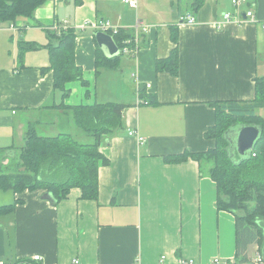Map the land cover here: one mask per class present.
<instances>
[{
    "label": "crops",
    "instance_id": "1",
    "mask_svg": "<svg viewBox=\"0 0 264 264\" xmlns=\"http://www.w3.org/2000/svg\"><path fill=\"white\" fill-rule=\"evenodd\" d=\"M191 1L136 0L131 7L122 0H47L31 17L0 22V173L17 164L27 127L42 136L68 132L90 139L68 107L125 105L123 127L99 145L108 162L98 168L97 199H82L76 187L60 201L44 189L0 188V206L14 205L0 213V264L234 262L235 219L217 208L208 165L190 157L177 163L166 159L214 146L205 136L215 122L214 102L253 99L255 78L264 75V0H247L238 13L232 0H204L194 14L198 24H179ZM249 9L256 22L213 27L223 13L245 19ZM99 21L132 33L133 40L137 36L139 49L97 72L92 24ZM65 22L76 32L74 60L88 85L68 82L69 94L62 98L53 71L43 68L49 64V43L56 44L50 33ZM170 26L176 27L177 42ZM21 40L36 48L19 57ZM174 48L177 74L157 70V60Z\"/></svg>",
    "mask_w": 264,
    "mask_h": 264
},
{
    "label": "trees",
    "instance_id": "2",
    "mask_svg": "<svg viewBox=\"0 0 264 264\" xmlns=\"http://www.w3.org/2000/svg\"><path fill=\"white\" fill-rule=\"evenodd\" d=\"M47 0H0V22H14L18 17H31L34 11ZM204 0H192L189 11L195 14ZM170 38L177 42V30L170 26ZM118 47L126 39L133 40L130 32L119 29L109 33ZM76 32L53 31L49 43V64L44 70L53 71V85L62 93L69 94L68 82L77 80L87 86L81 67L74 60ZM18 56L27 49H35V43L19 41ZM106 58L99 49L96 51L97 72L101 68H114L118 58ZM156 69L171 75L178 72L177 50L174 48L165 59L156 62ZM87 90L85 95L88 96ZM142 102L146 99L139 97ZM61 106L64 104L61 103ZM215 122L207 129L205 136L213 139L212 148L203 152L184 151L169 156L168 161L183 162L192 158L205 162L207 175L216 183L217 208L233 214L235 219L234 264L247 260L246 251L256 244L261 253L264 246V75L255 78L254 97L245 101H216ZM65 106V105H64ZM74 122L90 137L91 142H81L71 133L61 132L55 136H42L34 127H27L24 144L18 155L15 167L0 173V188L11 189L15 193L24 190L44 189L53 194L56 201L66 198L72 188H78L81 198L95 200L98 196V168L108 160L99 151L104 138L123 127L122 112L125 105L115 102L94 103L68 107ZM257 125L261 134L254 147L240 156L232 145L233 130L238 125ZM202 166V165H201ZM202 170V169H201ZM19 202V200H17ZM14 205L0 206V213L10 212ZM9 264H34L19 259Z\"/></svg>",
    "mask_w": 264,
    "mask_h": 264
},
{
    "label": "built area",
    "instance_id": "3",
    "mask_svg": "<svg viewBox=\"0 0 264 264\" xmlns=\"http://www.w3.org/2000/svg\"><path fill=\"white\" fill-rule=\"evenodd\" d=\"M124 3L128 4L129 6L131 7H136V0H122ZM247 0H232L231 1V4L233 6V8H235L238 13V7L241 3H246ZM234 12V13H235ZM234 13L232 12H225L223 13V18L221 21L213 24V27L215 28H218L228 22H233V23H241L245 20H248V21H251V22H256V18H255V15L253 14L252 10L249 9L247 11H245L244 15H245V19H243L242 17H240L238 14L235 15ZM179 24H186V25H196L198 24V20L196 19L195 15L192 13V12H187L185 13L183 16H181L179 18ZM10 27H13V25H11ZM68 26H67V23L65 22L63 25L61 26H55V30L58 32V31H61V30H67ZM92 28L98 32H105V33H116L119 28L115 27L114 25L111 24V22L109 21H99V22H96V23H93L92 24ZM262 28L264 29V20H263V23H262ZM143 30H145V27H143ZM138 49H139V45H138V40H137V36L134 38V40H130V39H126L123 41V45L122 47L120 48L119 47V52L120 54L122 55H130V56H136L137 52H138ZM132 78L134 79L135 83L137 84L138 86V77L136 75V73H132L131 74ZM147 88L150 87V84H146L145 85ZM138 101H141L139 98H138ZM129 134L130 135H133V131H129ZM140 141L143 140L142 137H139L138 138ZM259 255V256H258ZM257 258H256V261L252 264H264V261L262 260V257H261V254H258ZM34 260H40L41 257L39 255H35L34 257ZM214 262L215 263H218L219 260L218 259H214ZM74 263H76V260H74ZM234 264V262L232 263Z\"/></svg>",
    "mask_w": 264,
    "mask_h": 264
},
{
    "label": "water",
    "instance_id": "4",
    "mask_svg": "<svg viewBox=\"0 0 264 264\" xmlns=\"http://www.w3.org/2000/svg\"><path fill=\"white\" fill-rule=\"evenodd\" d=\"M94 39L104 57L114 58L119 56V47L110 34L98 31L94 34ZM233 131L232 145L234 146L235 151L240 156L244 157L254 147L261 134V128L257 125L246 124L236 126ZM44 198L54 201V198L50 193H45ZM260 254L264 261V246L262 247Z\"/></svg>",
    "mask_w": 264,
    "mask_h": 264
},
{
    "label": "rangeland",
    "instance_id": "5",
    "mask_svg": "<svg viewBox=\"0 0 264 264\" xmlns=\"http://www.w3.org/2000/svg\"><path fill=\"white\" fill-rule=\"evenodd\" d=\"M261 73L264 72V62L261 64ZM261 114H264V110H259L258 111ZM78 140L81 142H91V140L88 138H84V136H80V138L76 137ZM84 140V141H83ZM247 254V260L245 262H242L241 264H252L256 261V258L259 256L260 252L258 251V248L256 244H252L248 247V250L246 251ZM258 255V256H257Z\"/></svg>",
    "mask_w": 264,
    "mask_h": 264
}]
</instances>
